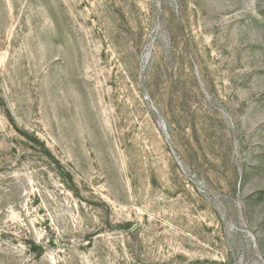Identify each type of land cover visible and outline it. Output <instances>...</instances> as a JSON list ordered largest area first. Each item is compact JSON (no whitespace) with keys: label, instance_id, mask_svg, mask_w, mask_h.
Instances as JSON below:
<instances>
[{"label":"rangeland","instance_id":"374dc122","mask_svg":"<svg viewBox=\"0 0 264 264\" xmlns=\"http://www.w3.org/2000/svg\"><path fill=\"white\" fill-rule=\"evenodd\" d=\"M0 264H264V0H0Z\"/></svg>","mask_w":264,"mask_h":264}]
</instances>
